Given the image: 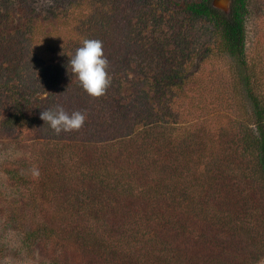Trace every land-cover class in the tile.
<instances>
[{"label":"trees","instance_id":"trees-1","mask_svg":"<svg viewBox=\"0 0 264 264\" xmlns=\"http://www.w3.org/2000/svg\"><path fill=\"white\" fill-rule=\"evenodd\" d=\"M117 1L131 0H67L45 30L31 24V0H0V16L29 19L0 33V126L42 133L5 170L0 218L22 247L44 249L40 264H253L264 255V61L247 50L250 0L229 11L213 0H134L157 25L176 9L209 20L228 62L219 73L214 58L176 55V45L168 57L145 52ZM84 39L100 40L108 60L100 97L68 68ZM144 60L153 74L134 97L118 96V76ZM57 106L84 113V125L56 134L40 116Z\"/></svg>","mask_w":264,"mask_h":264},{"label":"rangeland","instance_id":"rangeland-1","mask_svg":"<svg viewBox=\"0 0 264 264\" xmlns=\"http://www.w3.org/2000/svg\"><path fill=\"white\" fill-rule=\"evenodd\" d=\"M37 7V17L31 20V24L38 25L45 30H51L58 22V17L53 15L67 0H31ZM157 5L158 9H164L163 0H148ZM178 1V0H174ZM118 10L127 16L132 27L143 30V44L149 52H154L159 47V52H163L168 57L169 49L176 45V55H180L178 49L185 48L186 53L203 55L206 60L214 58L216 67H220L217 72L225 70L227 59L218 54L215 48L213 35V24L207 19H193L188 14L176 9L171 21L164 25L156 23L149 4H138L134 0L117 1ZM63 3V4H61ZM61 4V5H60ZM58 5V6H57ZM5 16H0V33L9 32L18 28L20 23L27 20L22 12L13 9H3ZM7 11V12H6ZM53 11V12H52ZM168 11V10H166ZM158 15L159 13L156 12ZM124 24V23H123ZM125 24L127 22L125 21ZM129 27V28H132ZM247 50L255 62L264 61V0H250L249 12L246 17ZM213 36V37H212ZM178 58V57H177ZM144 58L141 56L140 60ZM143 68L134 63L130 69L118 76V96L125 100L137 94L134 83L145 76L153 74V69L148 65L147 60L142 62ZM212 72L210 67H206L205 74ZM208 77V76H207ZM223 89V84L215 80L211 88ZM190 94L192 92H189ZM42 139V133L38 128L30 127L21 130L10 131L0 126V201H4V183L9 181L7 168L13 167L19 158L30 156L33 141ZM12 165V166H11ZM7 220V219H6ZM6 220L0 218V264H40L47 259V254L41 247H27L20 242V237L15 236L14 231L6 227ZM253 264H264V255Z\"/></svg>","mask_w":264,"mask_h":264},{"label":"clouds","instance_id":"clouds-1","mask_svg":"<svg viewBox=\"0 0 264 264\" xmlns=\"http://www.w3.org/2000/svg\"><path fill=\"white\" fill-rule=\"evenodd\" d=\"M108 60L104 55L100 40L84 39L82 45L69 57L68 68L72 76L78 80L82 89L92 97L105 94L110 84L107 72ZM41 120L56 134L79 130L86 120V115L80 111L71 113L57 106L54 110L41 112ZM38 174V173H37Z\"/></svg>","mask_w":264,"mask_h":264},{"label":"water","instance_id":"water-1","mask_svg":"<svg viewBox=\"0 0 264 264\" xmlns=\"http://www.w3.org/2000/svg\"><path fill=\"white\" fill-rule=\"evenodd\" d=\"M233 0H213L214 6L217 8L229 11Z\"/></svg>","mask_w":264,"mask_h":264}]
</instances>
